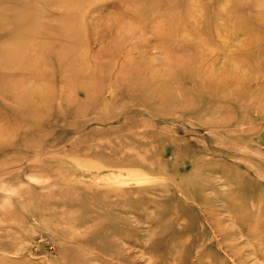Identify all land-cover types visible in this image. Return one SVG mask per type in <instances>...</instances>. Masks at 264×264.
<instances>
[{
	"label": "rangeland",
	"instance_id": "rangeland-1",
	"mask_svg": "<svg viewBox=\"0 0 264 264\" xmlns=\"http://www.w3.org/2000/svg\"><path fill=\"white\" fill-rule=\"evenodd\" d=\"M62 9L84 76L0 36V264H264V0H0V31Z\"/></svg>",
	"mask_w": 264,
	"mask_h": 264
},
{
	"label": "bare ground",
	"instance_id": "bare-ground-1",
	"mask_svg": "<svg viewBox=\"0 0 264 264\" xmlns=\"http://www.w3.org/2000/svg\"><path fill=\"white\" fill-rule=\"evenodd\" d=\"M61 3L62 4L60 5L62 6L67 5L69 8L73 2L72 1H62ZM32 5L28 6V9H27L28 11L32 10L33 8ZM76 19H77V16L74 13L73 9L69 11L67 9L66 11L63 10V12H61L60 14L54 17L45 18V16H43V17L38 18L40 23L45 24V27L41 26V28H38L36 30L35 29L25 30L26 25L34 24L35 22L38 21L37 18L36 17L33 18L31 16H29L28 19H25L22 17L16 18L15 21H12V24H13L12 27L5 26L6 28L4 27L3 29H1L0 31L1 40L11 41L12 38L13 39H16L19 37L23 38L25 35L26 37L30 38V42H28V45H25L26 51L24 52V56L23 54L21 55L20 53L17 52L19 49L23 50L24 44H21L18 42L13 50L10 49V52L8 51L10 55V61L8 62L7 60L5 64L8 65V68L19 69L20 71L23 70V72L27 71L28 74H25V76L29 77L32 71H36L38 68H40V66L46 63L48 59L50 60V57H56L58 58V64L60 67L67 65L69 67L72 66L74 68V64L80 66V68L77 70H78V74H80L81 76H84L87 74V69L89 70V72H92L93 70L87 64L91 58L89 57L88 52H86L85 47L80 45L81 42L78 40V32H75L76 29L73 26L75 24L74 22L76 21ZM65 23H68L70 27L68 25L67 27L66 25L63 26V24ZM21 24L24 26L23 28H25L24 29L25 31L24 30L21 31V29L20 30L17 29ZM5 36H8L7 40ZM34 36H36L37 39L35 42L34 41L31 42ZM4 53H7V51L6 52L4 51ZM17 57H19L18 61H16L15 59ZM23 58L25 59V62L22 61ZM2 59L3 57H0V64H1ZM59 69L61 70V73L65 75L66 72L62 70L61 68ZM52 71L53 69L50 67V69H46L45 72L44 71L38 72V74H40L39 76L41 77L44 76L45 78H47L48 75H50ZM83 71H86V72H83ZM202 75L204 76L205 73ZM22 81H25V80L22 79ZM158 87L161 92V95L167 96L165 95V93H167L170 89L168 81L164 80V81L159 82ZM25 90L27 92V95L28 93H31V90L32 92H38L39 90H36L35 87H32L31 89V86L30 87L27 86V88L24 89L23 93L19 92L16 94L17 97L21 98L20 101L28 104V99H25L28 97H25L24 95ZM48 90L53 91V88L48 87L47 91ZM38 95L42 96L45 99V102L49 103V99L52 94L47 93L45 95H40V93H38Z\"/></svg>",
	"mask_w": 264,
	"mask_h": 264
}]
</instances>
